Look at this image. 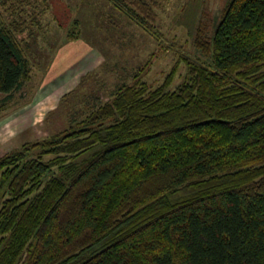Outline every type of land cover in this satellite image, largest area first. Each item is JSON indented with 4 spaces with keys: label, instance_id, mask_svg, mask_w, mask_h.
I'll return each instance as SVG.
<instances>
[{
    "label": "trees",
    "instance_id": "1",
    "mask_svg": "<svg viewBox=\"0 0 264 264\" xmlns=\"http://www.w3.org/2000/svg\"><path fill=\"white\" fill-rule=\"evenodd\" d=\"M126 4L152 33L146 2ZM37 6L0 0V113L31 80ZM194 18L175 90L179 63L158 84L139 69L0 156V264H264V0H226L211 30Z\"/></svg>",
    "mask_w": 264,
    "mask_h": 264
},
{
    "label": "rangeland",
    "instance_id": "2",
    "mask_svg": "<svg viewBox=\"0 0 264 264\" xmlns=\"http://www.w3.org/2000/svg\"><path fill=\"white\" fill-rule=\"evenodd\" d=\"M48 1L44 9L46 1L36 0L43 30H35L28 43L31 80L11 93L0 120V156L68 128L72 118L108 100L139 69H145L147 82L161 83L180 56H194L189 28L196 13L211 30L226 0H142L154 15L148 18L152 33L124 12L132 0H119L123 10L108 0ZM130 6L142 13L135 3ZM72 17L81 20L79 37L67 40ZM185 74L181 60L169 89Z\"/></svg>",
    "mask_w": 264,
    "mask_h": 264
},
{
    "label": "crops",
    "instance_id": "3",
    "mask_svg": "<svg viewBox=\"0 0 264 264\" xmlns=\"http://www.w3.org/2000/svg\"><path fill=\"white\" fill-rule=\"evenodd\" d=\"M6 110H7V107H6L5 110H3V111L0 113V120H1V121L3 120L2 115L6 113Z\"/></svg>",
    "mask_w": 264,
    "mask_h": 264
}]
</instances>
